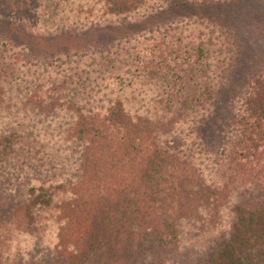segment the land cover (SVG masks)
I'll return each mask as SVG.
<instances>
[{"label": "trees", "instance_id": "16d2710c", "mask_svg": "<svg viewBox=\"0 0 264 264\" xmlns=\"http://www.w3.org/2000/svg\"><path fill=\"white\" fill-rule=\"evenodd\" d=\"M43 1L0 0V25L13 21L19 33L36 35L57 31L80 14L86 15L80 25L89 31L131 18L157 22L172 6L210 8L230 0H76L87 10L73 6L71 14L59 8L66 0ZM179 21L163 20L149 40L139 37L149 41L151 52L160 48L163 54L147 60L142 74L132 76L136 85L127 87L119 78L130 70L128 62H135L132 46L103 42L90 59L96 63H64L47 77L50 68L33 65L24 42L0 40V115L6 77L30 78L36 87L25 112L47 120L43 126L61 125L51 140L25 123L17 131L19 142H5L17 154L8 157L24 164L23 170L34 167L36 173L53 163L72 177L68 191L54 188L56 180L49 191L33 188L6 222L15 233L40 228L55 264H141L144 258L167 264L185 243L215 237L218 228V250H208L205 257L197 253V262L221 264L226 258V264H240L252 258L264 264V70L246 73L245 92L224 100L220 95L230 94L233 69L242 73L240 61L233 62L242 50L239 40L221 26L218 35L214 30L202 34L201 44L196 39L197 46L187 44L183 50L172 40L174 34L182 36ZM85 73L92 77L89 88L79 87ZM92 85H105L107 97L98 107L90 99H75L80 91L94 92ZM189 92L199 95L194 99L199 102L177 97ZM138 125L147 126L148 134L132 132ZM11 136L0 134V150L6 149L5 140L13 141ZM121 142L127 148L122 154L115 147ZM148 154L158 158L160 180L150 178ZM124 164L131 167L124 175L133 179L125 188L115 177ZM82 186L86 190L80 193ZM254 187L262 198L234 201L242 193L245 199ZM227 209L232 214H225Z\"/></svg>", "mask_w": 264, "mask_h": 264}, {"label": "rangeland", "instance_id": "374dc122", "mask_svg": "<svg viewBox=\"0 0 264 264\" xmlns=\"http://www.w3.org/2000/svg\"><path fill=\"white\" fill-rule=\"evenodd\" d=\"M49 1L51 0H44L40 4L44 3V5H47ZM99 1L100 0H98V3ZM216 2L210 5V8L196 5L172 6L158 18L157 22H152L151 20L148 23V21L143 19L135 20L131 18L125 21L122 20V22L117 25H107L104 28L96 29L91 28L92 30L89 31H85L87 29L80 25L86 17V15L80 14L77 15V18L71 17L72 19L70 18L69 25L68 19L62 22L59 28L56 29L57 31L51 29L47 31L49 33L44 32L36 35H24L23 32L19 33L18 28L13 26L15 22L8 21L0 25V40L3 41L12 38V40L16 41V44L24 42L25 46L28 47L26 58L31 60L33 65L36 64L37 68H50L47 77L50 76V72H56L54 66H59L61 69L64 63L72 64L73 61L77 62V64H82V61H87V64L96 63L97 60L90 61V59L94 58L93 55L101 49L100 46L103 42L107 44H113L115 42L117 45L123 44L127 47L132 46L136 50L132 55L135 62H128L130 70L127 74H121L119 78L121 83L124 82L127 87L129 84L136 85V81L132 79V76L136 77L140 73L142 74L143 68L149 62L147 60L158 58L163 54L160 48L157 49L156 52H151V44L149 41L144 42L143 40H139L140 36H145L149 40L148 36L154 33L155 25L161 24V21L169 20L170 22L174 20L177 22L180 19L182 36L180 38L177 34H174L172 40L178 44L184 45L185 48L182 46L183 50L186 49L185 45L187 44H190L192 47L197 46L198 42L196 39H198L201 44L200 37L202 34H207V32H213L214 30V33L216 32L218 35L217 27H220L221 30V26H226L229 33L232 35L234 34L239 40L242 50L241 52L239 51V58L233 62L240 61L242 73L240 75L239 70L235 71L233 69V76L235 75V77H233V79L229 78V80L233 82V84L228 86L230 94L220 95L225 100V98L234 97L236 95L239 96L245 92L246 89L242 86L241 80L246 73L264 70V0H230L224 3ZM64 5H66L67 9ZM175 5L179 6L178 4ZM73 6H75L78 11L83 10L82 12L84 13V10H87L83 9L81 7L82 4L78 3L76 0H66L64 4L61 3L59 5V8L64 12L67 11V13L70 11L71 14V8ZM82 31H84V33ZM199 32L201 33L198 34ZM191 33H194L192 40H190L189 37ZM183 40H186L184 44ZM70 57H72V61H70ZM95 68L97 69V67ZM87 72L88 70L86 73ZM96 72L97 71H95V73ZM86 73L83 75L79 87H90V78L92 79V77ZM19 79L22 82H20ZM19 79L17 76L13 78L6 77L8 93H6L5 104L2 106L5 112L0 115V134L7 133L9 136L13 135L14 139L13 141L5 140L3 144H5L6 141H9L11 144L15 141L19 142L22 135L17 131H21V126L25 123L26 127H30L40 134L42 131L43 136L50 135L51 140H53L55 133L62 131L61 125L58 123L51 125V123H49L43 126L41 124L45 123L47 120L44 118H35L33 115L25 112L26 105L32 100L33 90L36 86L30 78L29 82L23 81V78ZM92 88L94 92L92 89L87 93L80 91V95L77 94L75 99L78 101V96H80L85 100L90 99L96 104V107H98V105L100 106L105 100L104 97H107V93L104 90L105 85L103 87H95V85H92ZM179 95L184 98L190 97V100L193 99L191 103L193 102L196 104L199 102V100H194L199 97L195 92H189L188 94L179 93L177 97ZM218 115L220 116V114ZM218 118L219 117L215 118L213 122L217 123ZM222 121L223 123H230V121L223 120V118ZM148 131V127H144L143 125L133 126L132 130V132L136 134H148ZM120 140H122V142L124 141L123 138ZM122 142L121 144H115V147H119L121 154L125 153L127 149ZM11 144H5L6 149L0 150V264H55L54 258H51L54 254L53 250L47 242L48 238L40 233V228L31 226L28 231H23V228H18V232L15 233V228L8 227L6 222L10 220L11 211L14 210L15 206L25 195L31 194L33 188L40 189V186H42L47 187L46 190L49 191L54 180H56L55 182L58 183H54V188L66 189L68 191V183L72 180V177H70L71 175L67 177L62 167L51 162H49L51 165L49 164L46 166L44 171H37L35 173L34 167H28L23 170L22 167H24V164H18L15 157H8L9 153L14 156L17 155L16 150ZM0 146H2V144H0ZM12 158H14V160ZM121 166L123 167L117 169V176L115 177H117L118 182L120 181L123 188H125L133 181V179L131 180L124 175L126 173L125 170H129L131 167H127L126 164ZM29 169L31 171H29ZM147 169L151 172L149 175L152 182L160 180L161 168L157 156L153 158L148 154ZM39 173L42 174L40 175ZM39 182H45L46 186L39 185ZM47 183L49 184L48 186ZM57 189H55V191ZM122 189H119L120 194L125 191V189ZM85 190V186L79 188L80 193H83ZM62 192H64V190H62ZM238 195L239 196H236L234 201L239 204L245 203L251 199H260L263 196L262 192L256 190V187L250 189L248 196L247 193H245V199L243 193ZM230 211L231 209L225 210V214H232ZM218 229L216 236L206 241H200L199 239L198 241H193V239H191L192 241L185 243V248L181 249L178 254L173 255L169 259L170 262L167 264H200L195 260L197 253H202V256L205 257L206 255L204 253L208 250L213 248L214 250H218L217 247L220 240V233L218 232L220 230ZM184 231H186V229ZM141 262V264H156L154 261L147 258H144ZM220 262L221 264H226V258L221 259ZM242 263L255 264L252 258L244 259L240 262V264Z\"/></svg>", "mask_w": 264, "mask_h": 264}]
</instances>
